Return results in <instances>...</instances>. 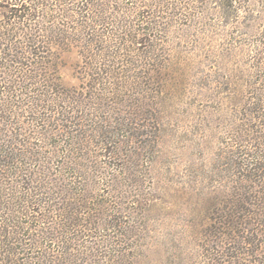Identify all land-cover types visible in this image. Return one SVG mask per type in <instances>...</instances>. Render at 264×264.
Instances as JSON below:
<instances>
[{"label": "rangeland", "instance_id": "374dc122", "mask_svg": "<svg viewBox=\"0 0 264 264\" xmlns=\"http://www.w3.org/2000/svg\"><path fill=\"white\" fill-rule=\"evenodd\" d=\"M39 1L0 0V264H264V0Z\"/></svg>", "mask_w": 264, "mask_h": 264}, {"label": "trees", "instance_id": "16d2710c", "mask_svg": "<svg viewBox=\"0 0 264 264\" xmlns=\"http://www.w3.org/2000/svg\"><path fill=\"white\" fill-rule=\"evenodd\" d=\"M1 1H5V2H10V0H1ZM23 3L21 5H23V8H21L20 10L18 9H8L7 14H8V17L9 18H13L14 20L16 19H19L21 20L22 19H31V18H35V16H40V12L42 10L43 12V9H39V5L41 4L42 6H44V3L39 1V0H33V2H35L34 5H26V7L28 8V11L26 13H24L25 11V7H24V4H25V0H22ZM12 4V3H11ZM13 5H19V3L15 2L13 3ZM14 10H18L17 12H15L14 14ZM2 52V51H1Z\"/></svg>", "mask_w": 264, "mask_h": 264}]
</instances>
